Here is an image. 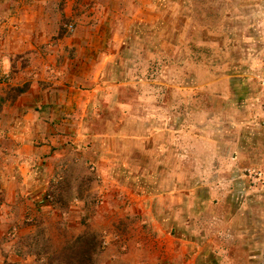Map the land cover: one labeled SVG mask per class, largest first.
<instances>
[{"label":"crops","instance_id":"1","mask_svg":"<svg viewBox=\"0 0 264 264\" xmlns=\"http://www.w3.org/2000/svg\"><path fill=\"white\" fill-rule=\"evenodd\" d=\"M55 1L0 0V64L16 79L24 74L30 77L29 89L0 109V264L2 250L15 257L9 248L16 238L3 237L7 222L22 224L24 206H44L55 176L70 172L66 167L75 162V155L100 175L111 177L93 184L89 198H80L87 205L92 197L103 200L100 208L90 209L87 221L92 228L86 230L97 231L104 222L109 236L114 231L125 233L109 246L108 254L116 257L117 247L125 244L122 262L197 264L199 252L186 238L166 232L167 226L154 228H159L160 234L149 232L150 223L155 226L153 198L146 194L150 188L143 187L145 193H139L120 182L122 175L132 174V168L117 160L124 142L129 156L134 154L133 148L128 149L133 144L148 162L174 157V148H167H171L169 143L175 144V136L172 134L171 142L164 136L169 127L175 131L173 120L160 115L170 111L165 102L170 88L161 79V70L152 67L155 63L168 67L190 64V52H185L184 60L178 55L188 48L184 32L191 24V8L186 0L184 6L172 0L174 5L166 7H161L164 0ZM64 20L74 24L72 32L64 28ZM146 32L159 39L151 40ZM136 38L140 42L133 44ZM130 50L139 58L141 51L145 65H139L134 55L126 77H120L123 54ZM21 60L27 68H20ZM133 101H138L136 106L142 111V116L136 117L141 129L140 134L127 135L122 132L127 123H137L130 121L133 115L128 102ZM129 156L126 153V159ZM58 210L45 215L58 221L69 218ZM41 225H22L17 237L33 233ZM74 231L65 228L67 237ZM55 239L51 237V242ZM165 239L168 246H160ZM17 260L16 256L7 261Z\"/></svg>","mask_w":264,"mask_h":264},{"label":"rangeland","instance_id":"2","mask_svg":"<svg viewBox=\"0 0 264 264\" xmlns=\"http://www.w3.org/2000/svg\"><path fill=\"white\" fill-rule=\"evenodd\" d=\"M178 1L185 5V0ZM55 2L60 4V0ZM162 3L161 7L173 4L172 0ZM186 4L191 8V24L184 32L188 48L178 57L184 60L185 52H190V64L168 67L155 63L152 67L161 70V79L170 88L165 97L170 111L160 115L173 120L175 131L169 127L164 136L170 142L172 134L175 136V144L169 143L171 148H167H174V157L148 162L133 144L128 149L133 148L134 154L129 156L124 142L117 160L130 166L132 174L119 176L118 180L139 193H145L143 187L150 188L146 194L153 198L155 226L150 223L149 232L160 234L159 228H154L167 226L166 232L186 238L189 246L199 252L197 264H264V0H186ZM66 21L64 28L72 32L74 24ZM148 32L146 36L151 40L158 38ZM171 38L176 39L174 35ZM134 55L132 50L124 52L120 77H126ZM139 55L137 62L143 66L144 54L140 51ZM20 62V68H27L24 60ZM0 67L7 74L0 83L1 109L29 89L30 77L24 74L16 79ZM44 83L42 80L40 87H45ZM137 102H128L133 115L130 121L137 123H127L124 134H140L136 117L140 118L142 111ZM74 158L75 162L70 161L66 167L70 172L55 176L50 189L53 191L48 193L50 200L44 206H24L22 224L7 222L3 237L16 238L9 251L18 260L7 261L15 257L2 250L1 264H53V252L84 234L96 238L94 264H132L120 260L127 250L125 244L117 247L116 257L107 251L125 233L114 231L109 236L104 222L97 231H90V209L100 208L102 198L92 197L90 205L81 201L89 198L93 184L111 177L100 175L82 157ZM50 210H63L69 218L52 220L45 215ZM112 222L117 225L115 220ZM37 223L43 225L17 237L20 226ZM83 225L85 230L81 231ZM142 225L147 228V224ZM67 226L75 228V234L67 237ZM50 236L56 238L54 242ZM162 242L160 246H168V240Z\"/></svg>","mask_w":264,"mask_h":264},{"label":"trees","instance_id":"3","mask_svg":"<svg viewBox=\"0 0 264 264\" xmlns=\"http://www.w3.org/2000/svg\"><path fill=\"white\" fill-rule=\"evenodd\" d=\"M97 241L93 235H81L53 252L50 262L55 264H94Z\"/></svg>","mask_w":264,"mask_h":264},{"label":"built area","instance_id":"4","mask_svg":"<svg viewBox=\"0 0 264 264\" xmlns=\"http://www.w3.org/2000/svg\"><path fill=\"white\" fill-rule=\"evenodd\" d=\"M6 77H7L6 72H3V71L1 70V67H0V83L4 82L5 79H6ZM44 200H45V201L50 200V194L46 193L45 196H44Z\"/></svg>","mask_w":264,"mask_h":264}]
</instances>
